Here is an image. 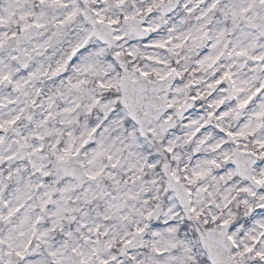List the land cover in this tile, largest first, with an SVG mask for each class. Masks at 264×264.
<instances>
[{
  "label": "snow or ice",
  "instance_id": "6c2138e0",
  "mask_svg": "<svg viewBox=\"0 0 264 264\" xmlns=\"http://www.w3.org/2000/svg\"><path fill=\"white\" fill-rule=\"evenodd\" d=\"M0 264H264V0H0Z\"/></svg>",
  "mask_w": 264,
  "mask_h": 264
}]
</instances>
